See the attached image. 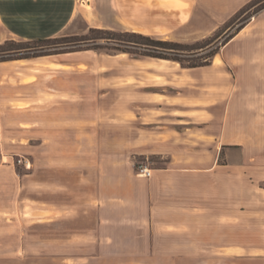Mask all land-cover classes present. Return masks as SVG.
<instances>
[{
  "label": "rangeland",
  "instance_id": "1",
  "mask_svg": "<svg viewBox=\"0 0 264 264\" xmlns=\"http://www.w3.org/2000/svg\"><path fill=\"white\" fill-rule=\"evenodd\" d=\"M247 1L252 0H201L183 28L170 34H152L184 44L210 43L208 50L214 49L218 54L209 67L187 69L173 61L135 58L106 50L86 51V58L102 60L107 65V80L102 85L106 82L108 95L99 111L90 103L86 116H76L86 122L85 135L78 137L74 130L55 128L46 134L49 140L54 138L53 146L50 142L45 147L34 143L26 152L8 146L0 155V264H95L86 263L88 253L94 252L86 248L87 242L105 240L108 235H116L122 244L147 242V235L123 226L113 232L103 226L99 228L102 238L96 236L97 220L91 208L96 202L86 200V188L80 182L83 177L98 174L139 176L136 169L140 163L157 166L158 157L142 152L153 140L161 138L153 126L149 127V121L155 119L158 126L172 127L175 116H185L203 128L200 132L188 131L184 135V142L188 143L184 145L189 147L186 139L212 143L210 147L197 148L196 157L212 162L217 159L216 141L221 146L213 182L208 186L204 180L203 187L219 193L220 205L227 202L223 194L233 193L235 228L229 238L235 249L229 255L220 254L208 247L206 240L200 250L194 234L184 236L185 239L160 234L157 241L164 245L161 250L167 253L168 246H177L179 255L160 257L151 263L142 257L138 260L143 262L132 263L137 259L129 256L123 264H264V10L237 39L224 46L237 28L227 30L226 23L240 10L237 6ZM41 2L0 0V44L19 38L15 37L16 29L26 21L20 9ZM109 30L130 32L124 27ZM87 32L79 21L63 34ZM50 60L11 64L37 70L39 63ZM95 112L97 116H93ZM228 118L232 126L224 129ZM212 124L218 125L212 134L217 133L218 138H208L211 134L204 132ZM52 158L63 166L70 162L78 165L70 163V167L54 171L44 167L39 177L48 186L40 192L36 178L26 176L35 172L36 164L50 165ZM19 160L30 161L31 168ZM54 180L59 185L51 190ZM126 251L122 250L124 256ZM104 253L113 252L106 249ZM170 253L171 256L174 249Z\"/></svg>",
  "mask_w": 264,
  "mask_h": 264
},
{
  "label": "crops",
  "instance_id": "2",
  "mask_svg": "<svg viewBox=\"0 0 264 264\" xmlns=\"http://www.w3.org/2000/svg\"><path fill=\"white\" fill-rule=\"evenodd\" d=\"M40 1L42 2L31 3L20 9L26 21L16 29L15 33L18 34L15 37H19L16 39L56 37L73 28L79 21L87 30L124 27L131 32L149 36L162 32L170 34L189 22L201 0ZM246 3L248 4V1L238 5V9L243 8ZM86 53L89 52L42 57L51 60L45 62L49 65L39 63L40 68L37 70L27 68L29 65L11 64L16 61L0 63V155L8 146L18 148L20 152L34 147V143L45 147L50 142L53 146L54 138L49 140L46 134L48 130L53 132L55 128L74 130L78 137L85 135L86 122L76 116H86V107L90 103L99 111L108 95L106 82L102 85L107 80V65L105 66L102 60L96 62L93 58H86V55H89ZM17 63L24 64L25 61ZM10 67L14 71H11ZM24 88L30 89L26 92ZM97 114L95 112L93 116ZM155 122V119L149 121L148 125L153 126L152 129H156L154 131L161 138L153 140V144H148L142 151L160 159L157 166L150 165L154 170L151 178L144 179L134 174H98L83 177L80 182L86 188V200L96 202L91 207L97 220L96 236H102L103 231L100 229L103 226H108L112 232L123 226L147 235L149 239L144 244H122L117 241L116 235H108L105 240L97 238L86 243V248L94 250L86 256V263L123 264L124 259L133 256L137 260L132 263L143 262L138 260L141 257L151 263L160 257L169 259L179 255L177 246H168L167 253L161 250L164 245L157 241L160 234L175 235L183 239L188 234H194L196 242L200 244V250L203 248V240L208 241V247L217 249L220 254L229 255L235 249L229 238L235 228L233 193L223 194L222 197L226 196L227 202L226 205H220L219 193L213 192L211 187H203L204 180L208 186L213 182L212 174L218 167L221 146H217L216 141L217 159L212 162L208 159L203 161L195 156L197 148L210 147L211 142L207 141L205 144L203 140L186 139L190 141L189 147L183 144L188 143L184 142V135L188 131L200 132L203 128L196 127L195 122L185 116H175V119H171L174 127L158 126ZM231 126L232 121L228 118L223 128L229 129ZM217 129L218 125H207L204 132L211 134L208 138H218L217 133L212 135ZM224 148L225 146H222V149ZM208 151H212V148ZM70 163L63 166L59 160L52 158L50 165L36 164L35 172L26 178L35 177L36 187L40 188L41 192L48 186L45 180L39 177L43 168L54 171L70 167ZM72 165L78 164L76 162ZM56 185L58 188L59 183L55 180L51 182V190ZM106 249L112 250L113 253L106 255ZM123 249L128 250L125 256ZM172 249L174 253L170 256Z\"/></svg>",
  "mask_w": 264,
  "mask_h": 264
},
{
  "label": "trees",
  "instance_id": "3",
  "mask_svg": "<svg viewBox=\"0 0 264 264\" xmlns=\"http://www.w3.org/2000/svg\"><path fill=\"white\" fill-rule=\"evenodd\" d=\"M263 10L264 0H252L241 8L226 23L227 30L236 26L237 28L224 46ZM238 21L240 24L237 25ZM209 45L208 42L204 45L184 44L131 31L116 32L109 29L90 28L86 34L81 35L62 34L51 38L7 40L0 44V63L106 50L115 54H128L135 58L173 61L183 68L196 69L211 66L218 54V51L214 49L209 51Z\"/></svg>",
  "mask_w": 264,
  "mask_h": 264
},
{
  "label": "built area",
  "instance_id": "4",
  "mask_svg": "<svg viewBox=\"0 0 264 264\" xmlns=\"http://www.w3.org/2000/svg\"><path fill=\"white\" fill-rule=\"evenodd\" d=\"M19 163L23 164L28 169L31 168V163L28 160L26 161L19 160ZM136 171L139 176L149 179L152 177L154 170L150 165L145 164V163H140Z\"/></svg>",
  "mask_w": 264,
  "mask_h": 264
},
{
  "label": "bare ground",
  "instance_id": "5",
  "mask_svg": "<svg viewBox=\"0 0 264 264\" xmlns=\"http://www.w3.org/2000/svg\"><path fill=\"white\" fill-rule=\"evenodd\" d=\"M158 61H160V62H169L167 60H158ZM44 65H49V64L48 63H45ZM50 66H58V65H52V64H50Z\"/></svg>",
  "mask_w": 264,
  "mask_h": 264
}]
</instances>
